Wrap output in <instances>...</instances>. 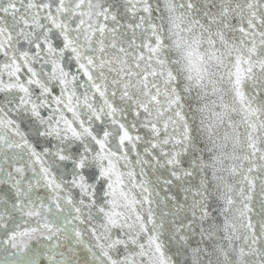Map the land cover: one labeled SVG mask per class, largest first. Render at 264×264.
Here are the masks:
<instances>
[{"label": "snow or ice", "instance_id": "obj_1", "mask_svg": "<svg viewBox=\"0 0 264 264\" xmlns=\"http://www.w3.org/2000/svg\"><path fill=\"white\" fill-rule=\"evenodd\" d=\"M0 264H264V0H0Z\"/></svg>", "mask_w": 264, "mask_h": 264}]
</instances>
